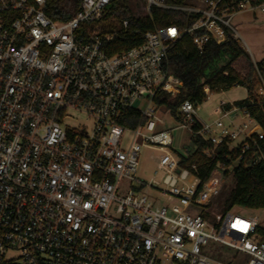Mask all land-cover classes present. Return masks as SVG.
<instances>
[{"label":"built area","instance_id":"1","mask_svg":"<svg viewBox=\"0 0 264 264\" xmlns=\"http://www.w3.org/2000/svg\"><path fill=\"white\" fill-rule=\"evenodd\" d=\"M47 5L0 0V264H264L259 218L212 208L224 172L264 164V134L246 109L221 102L212 123L189 101L178 109L179 129L212 146L204 155L223 146L234 158L205 181L182 165L190 144L178 149L171 132H155V97L183 88L170 51L190 43L202 54L228 35L238 43L233 19L264 15V0H80L65 21ZM154 9L173 17L136 24L142 43L122 48ZM71 112L90 126L70 125ZM130 112L133 128L123 124ZM146 152L157 168L150 182L137 176Z\"/></svg>","mask_w":264,"mask_h":264},{"label":"trees","instance_id":"2","mask_svg":"<svg viewBox=\"0 0 264 264\" xmlns=\"http://www.w3.org/2000/svg\"><path fill=\"white\" fill-rule=\"evenodd\" d=\"M80 0H48L47 16L55 21H65L71 18L76 12ZM154 22L149 19L134 21L129 31L125 34L122 42V48H130L140 45L142 37L135 33L136 24L140 23L142 29H152L168 23L173 14L154 9ZM178 24L181 28L185 27L183 16L179 18ZM245 55L244 50L239 43L230 35L221 45L209 43L202 54L185 43L176 45L169 55L168 65L170 73L183 83V88L177 98H172L166 93H160L155 97V102L159 107H164L171 114L178 118V109L180 106L189 101L196 107H199L207 101L204 93V86L210 88L211 94L226 93L235 87H243L248 91V97L234 105L246 109L251 118L264 131V99L260 102L255 101L252 88V74L256 71L251 67L247 77H242L233 67V64ZM257 69L264 79V59L257 64ZM203 82V85H202ZM229 108V107H227ZM130 121L123 124L130 128L136 125L139 115L130 112L127 115ZM259 146L264 150V138L259 141ZM212 146L199 136H192L189 150V159L183 161L182 165L196 166L199 171V177L207 180L216 166L221 163L227 168L233 164L232 159L227 155L231 152L226 147H218L216 156L210 158L203 154V151ZM228 175L224 172V176ZM234 187L231 189L226 198L221 211L228 212L235 208L264 211V164H259L252 168H245L242 164L234 167L232 171ZM213 203L212 208L215 206ZM258 236L260 240L264 239V229L259 227Z\"/></svg>","mask_w":264,"mask_h":264},{"label":"rangeland","instance_id":"3","mask_svg":"<svg viewBox=\"0 0 264 264\" xmlns=\"http://www.w3.org/2000/svg\"><path fill=\"white\" fill-rule=\"evenodd\" d=\"M127 2L119 1L118 3L125 4ZM128 4L134 6L136 5V2L130 1ZM232 25L237 27L240 36L238 43L245 52V55L236 61L233 64V67L242 77H247L249 75L251 67L256 70L252 74V88L254 98L256 99L255 101L260 102L261 99H264V79L257 69V64L264 59V15L257 14L254 16L250 13H242L233 19ZM247 97L248 91L243 87H235L227 93L211 94L207 101L198 107L197 117L204 123H212L220 115L218 114L219 112L216 113V111L219 109V104L221 102L233 104L235 102L243 101ZM71 116L73 117V120L70 122V125L74 127L84 125L90 126V123L84 115L71 112ZM156 117L163 122V124L157 123L155 129L156 133L171 132L174 139V146L178 149H181L184 145L190 144L191 136L189 133L179 129L181 124L179 117L177 118L171 115L169 110L164 107L157 110ZM257 131L260 134H264L261 127ZM156 171V165L149 159L147 152L142 154L137 176L146 182H150L155 177ZM230 174L231 173H228L224 179L222 191L216 198L215 207L213 208V211L216 213L221 212L226 198L234 187V182ZM249 213L259 218L260 227L264 229V211H250ZM218 248L219 251L226 255L235 254L231 251L229 252L225 248ZM14 256V253H9L6 256V259Z\"/></svg>","mask_w":264,"mask_h":264},{"label":"crops","instance_id":"4","mask_svg":"<svg viewBox=\"0 0 264 264\" xmlns=\"http://www.w3.org/2000/svg\"><path fill=\"white\" fill-rule=\"evenodd\" d=\"M227 93V92H226ZM229 104H231V103H229ZM234 104V103H233ZM190 135V134H189ZM191 136V135H190ZM191 138V137H190Z\"/></svg>","mask_w":264,"mask_h":264}]
</instances>
